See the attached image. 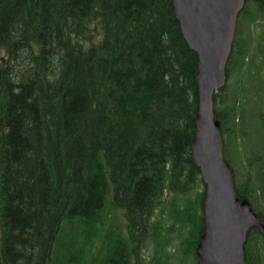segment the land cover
I'll list each match as a JSON object with an SVG mask.
<instances>
[{
  "label": "trees",
  "instance_id": "1",
  "mask_svg": "<svg viewBox=\"0 0 264 264\" xmlns=\"http://www.w3.org/2000/svg\"><path fill=\"white\" fill-rule=\"evenodd\" d=\"M196 68L172 0H0V264H196ZM225 71L223 154L264 223V0ZM243 251L264 264V233Z\"/></svg>",
  "mask_w": 264,
  "mask_h": 264
},
{
  "label": "water",
  "instance_id": "2",
  "mask_svg": "<svg viewBox=\"0 0 264 264\" xmlns=\"http://www.w3.org/2000/svg\"><path fill=\"white\" fill-rule=\"evenodd\" d=\"M246 0H172L181 33L197 54L198 112L191 161L204 183L203 230L196 246L197 264H246L243 247L250 228L264 224L246 199L236 195L233 173L224 158L213 94L226 82L225 66Z\"/></svg>",
  "mask_w": 264,
  "mask_h": 264
},
{
  "label": "bare ground",
  "instance_id": "3",
  "mask_svg": "<svg viewBox=\"0 0 264 264\" xmlns=\"http://www.w3.org/2000/svg\"><path fill=\"white\" fill-rule=\"evenodd\" d=\"M61 22V21H60ZM48 23H49V20H48ZM52 25V24H51ZM45 28V27H44ZM46 29V28H45ZM51 29V28H50ZM42 30V29H41ZM49 31V30H48ZM45 32V31H44ZM47 34V33H46ZM41 35V34H40ZM44 37H46V36H44ZM47 39V38H46ZM150 42V41H149ZM144 44V43H143ZM14 113V112H13ZM220 123V122H219ZM192 162V161H191ZM232 173H233V170H232ZM233 179H234V175H233ZM243 199H245V198H243ZM264 224V223H263Z\"/></svg>",
  "mask_w": 264,
  "mask_h": 264
}]
</instances>
